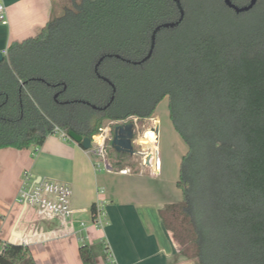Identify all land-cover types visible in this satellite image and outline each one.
<instances>
[{"label": "trees", "instance_id": "trees-1", "mask_svg": "<svg viewBox=\"0 0 264 264\" xmlns=\"http://www.w3.org/2000/svg\"><path fill=\"white\" fill-rule=\"evenodd\" d=\"M180 3L182 21L160 29L148 58L153 31L180 18L173 0H72L37 36L12 43L0 62V149L39 147L55 127L92 139L104 122L151 118L167 97L187 151L182 199L158 215L180 256L264 264V0L240 14L223 0ZM111 150L112 170L139 172ZM78 253L97 264L99 246ZM0 264L36 263L8 244Z\"/></svg>", "mask_w": 264, "mask_h": 264}, {"label": "crops", "instance_id": "crops-1", "mask_svg": "<svg viewBox=\"0 0 264 264\" xmlns=\"http://www.w3.org/2000/svg\"><path fill=\"white\" fill-rule=\"evenodd\" d=\"M71 1L2 0L8 25L0 24V53L4 55L14 42L37 36L52 15L60 14ZM155 120L158 130L159 120ZM156 163L157 156L154 166ZM149 165L138 173L122 174L103 167L80 145L55 134L39 147L0 149V251L3 244H21L36 264H82L78 248L88 244L99 246L97 264H111L108 257L112 264H190L180 256L172 233L160 220L159 210L175 202L160 185L159 171L153 174ZM25 172L36 181L47 178L70 186L73 235L51 239L60 234L59 224L43 221L37 227L48 240H37L28 224L32 216H22L23 209L17 203ZM98 202L104 203L107 213L103 228L91 223V207Z\"/></svg>", "mask_w": 264, "mask_h": 264}, {"label": "built area", "instance_id": "built-area-1", "mask_svg": "<svg viewBox=\"0 0 264 264\" xmlns=\"http://www.w3.org/2000/svg\"><path fill=\"white\" fill-rule=\"evenodd\" d=\"M0 24L8 25V19L6 14V7L4 6L2 0H0ZM6 55V52L4 53ZM148 120L150 126L147 130L154 132L156 137L158 133L156 132V121L155 118L145 119ZM140 119L136 117H130L124 121L119 122H109L107 126L101 128L98 134L94 135L91 139V147L86 150L100 160L103 167L109 168L107 159V146L110 137L112 136L111 131L115 125L132 123L134 127V134H138ZM54 134L57 135L63 141H72L68 134L63 130L55 127ZM144 135V134H143ZM132 141L136 143L137 139ZM139 144V143H138ZM143 149V147L139 144ZM148 157V152L143 149L142 152V164L145 165V160ZM97 167L100 165L97 164ZM152 167L153 174L156 173L155 166ZM122 174L130 173L128 168L120 171ZM71 188L69 185L54 181L47 178H40L37 181L31 176L29 172H25L23 175L22 183L18 192L17 203L23 209L22 216L30 214L32 218L29 220L28 224L33 228L34 234L37 236L39 242H44L48 240L43 233L38 229L37 223L43 221H57L59 224V235L52 236L51 239H57L62 237H70L74 234L73 230V214L74 211L70 206L71 199ZM91 223L96 228H103L107 224V213L104 208L103 202H98L94 205V209L91 211ZM81 227H84L83 222L80 223ZM8 244H3L1 251L4 250ZM24 246V245H23ZM0 251V252H1ZM108 262L110 261L108 257Z\"/></svg>", "mask_w": 264, "mask_h": 264}, {"label": "rangeland", "instance_id": "rangeland-1", "mask_svg": "<svg viewBox=\"0 0 264 264\" xmlns=\"http://www.w3.org/2000/svg\"><path fill=\"white\" fill-rule=\"evenodd\" d=\"M155 117L159 120L157 159L159 161L158 176L160 178V185L163 186L169 200H173V202H179L182 199V195L180 190L176 187V182L179 178L181 158L186 153L187 147L171 124L169 119L167 97L163 98L156 106L151 118ZM108 123L109 122H104L103 127L107 126ZM149 125L150 123L148 120H141L138 134H135V139L138 140L140 137H142ZM111 138L112 137H110V140L108 141L107 149L111 148ZM142 147L148 152L151 148L149 141L145 140ZM133 149L134 154L132 156L125 154L128 155V159H125L126 164H130L128 167L132 170L136 169L137 167L140 169L141 167H144L142 164L143 149L139 146L137 141L136 143H133ZM132 165L135 166L133 167ZM188 261L191 262L190 264H196L195 260Z\"/></svg>", "mask_w": 264, "mask_h": 264}, {"label": "water", "instance_id": "water-1", "mask_svg": "<svg viewBox=\"0 0 264 264\" xmlns=\"http://www.w3.org/2000/svg\"><path fill=\"white\" fill-rule=\"evenodd\" d=\"M173 2L175 3L176 7L178 8V10L180 12V18H179L178 22H176V23L164 24V25H162L160 27H157L153 31L152 36H151L150 50H149L148 55H147L146 58H148L151 55V52H152L154 44H155L156 34L160 31V29L161 28H168V27L176 26L183 19L184 12H183L180 0H173ZM256 2H257V0H250L248 5L243 6V7H238V6L234 5L231 0H223L224 5L227 8L233 10L236 14L244 13V12H247V11L251 10L254 7V5L256 4ZM3 59H4V55H2V53H0V62H2ZM156 132L158 133V130H156ZM111 134H112V138H111V141H110V146L115 152L128 154L130 156H132L134 154L132 141L134 139V135L135 134H134V127H133L132 123L115 125L112 128ZM68 136L70 137V139L73 142L80 143L81 147L84 150L90 149V147H91V139L82 138L81 136H78V135H76L73 132H68ZM149 159L150 158L147 157V159L145 160V165L146 166H148L149 163H150ZM155 170H156V172H158V159H157V163H156V166H155ZM16 237L18 238V235H16Z\"/></svg>", "mask_w": 264, "mask_h": 264}, {"label": "bare ground", "instance_id": "bare-ground-1", "mask_svg": "<svg viewBox=\"0 0 264 264\" xmlns=\"http://www.w3.org/2000/svg\"><path fill=\"white\" fill-rule=\"evenodd\" d=\"M143 134L144 135L140 137L137 142L142 146L145 140L149 141L151 148L148 151V157L150 158L149 160H150L151 165L154 166L156 156H157V147H156V142L158 141L157 137L154 134V132L151 130H146Z\"/></svg>", "mask_w": 264, "mask_h": 264}]
</instances>
